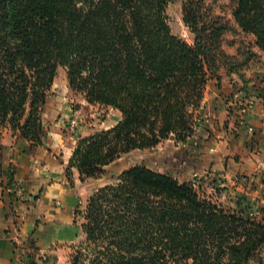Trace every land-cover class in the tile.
I'll return each instance as SVG.
<instances>
[{"label":"trees","instance_id":"trees-1","mask_svg":"<svg viewBox=\"0 0 264 264\" xmlns=\"http://www.w3.org/2000/svg\"><path fill=\"white\" fill-rule=\"evenodd\" d=\"M170 1L0 0V128L42 145L41 115L63 67L88 104L121 114L113 127L78 138L69 181L72 168L80 182L100 178L122 155L171 135L184 143L207 82L220 84L226 26L201 11L204 0H184L188 43L170 31ZM231 14L264 56V0H234ZM258 85L264 113V74ZM200 185L144 165L122 170L87 199L85 239L69 264H250L264 244V219L223 207Z\"/></svg>","mask_w":264,"mask_h":264},{"label":"crops","instance_id":"crops-1","mask_svg":"<svg viewBox=\"0 0 264 264\" xmlns=\"http://www.w3.org/2000/svg\"><path fill=\"white\" fill-rule=\"evenodd\" d=\"M235 87L218 84L215 79L207 82L200 125L182 143L192 150L180 162L200 164L232 185L237 181L245 184L236 179L243 176L255 185L253 192L257 194L264 192L263 108L255 86L250 91L253 105L240 124L235 99L241 91ZM83 103L88 104L85 99ZM69 116L78 122L75 132L66 126ZM82 116L80 109H71L63 98L48 99L42 117L49 119V129L39 146L18 138L9 128L0 129V264H18L20 257L22 264H59L66 256L64 245L83 233L82 226L73 220L72 187L88 179L80 182L75 168L71 169V181L66 177L78 138L95 130ZM199 143L204 147L192 148ZM8 175L23 189L22 201L6 191ZM24 243L23 250L20 244Z\"/></svg>","mask_w":264,"mask_h":264},{"label":"rangeland","instance_id":"rangeland-1","mask_svg":"<svg viewBox=\"0 0 264 264\" xmlns=\"http://www.w3.org/2000/svg\"><path fill=\"white\" fill-rule=\"evenodd\" d=\"M183 4L184 0H171L165 9V13L171 33L191 43L193 41V34L182 22ZM233 6L234 0H204L201 11L205 12L210 19L217 18L218 24L226 26V29L222 31L218 37V50L221 53L216 57V71L220 76L221 84L226 87H229L231 84L235 87L236 84V91L243 90V86L249 91H253L255 86H259L258 84L264 74V56L255 46L253 37L242 33L235 24L231 14ZM57 97L63 98L71 109L81 110L83 119L90 127L95 129L92 134L113 127L116 124L113 123L117 120V117H121V114L114 109L100 105L92 104L90 106L84 104V95L69 88L66 70L63 67L57 69L48 99ZM198 114L202 116L201 106L196 111V116L194 117V131L199 127L201 122V117H199ZM71 119V116H69L65 123L71 132H75L79 129L77 125L78 122L72 127L69 125ZM42 122L46 129L47 136L49 119L42 117ZM187 146L189 145H182L180 141L171 135L153 148L136 149L122 155L109 165L108 172L100 178H91L83 184L78 183L73 187L71 186L75 194L74 206L72 208L73 220L82 226V223H84V211L89 196L99 187L113 182L122 170L134 165L147 166L157 172L173 176L179 182H185V180L191 182L194 178V174H197L195 180L199 182L202 181L200 183L201 194L210 196L213 200H216L227 209L244 208L250 216L264 219L263 190L260 193L254 194L253 190L255 189V185L251 184L248 179H244L243 176L236 179H241L245 184H240V182L237 181L232 185L228 183L226 179H221L223 177H220L221 175H217L214 171L208 170L207 168L202 169L200 164L195 165L193 164L194 162H180V158L184 157L185 153L192 150H188ZM191 146L192 148L204 147L201 144ZM57 157H59V155H57ZM237 183H239V186H237ZM195 186L198 185L195 184ZM242 195L245 196L246 199L243 198ZM253 197L255 199L250 203ZM237 200H240V203H237ZM84 239L85 235L81 233L78 237L66 243L64 245L66 246V256L59 264H69L73 254L84 242ZM26 246V243L23 245L20 244V248L23 250ZM27 252L26 250V253ZM19 259H21V257ZM250 264H264V244Z\"/></svg>","mask_w":264,"mask_h":264},{"label":"built area","instance_id":"built-area-1","mask_svg":"<svg viewBox=\"0 0 264 264\" xmlns=\"http://www.w3.org/2000/svg\"><path fill=\"white\" fill-rule=\"evenodd\" d=\"M235 105H236V108L239 112V123L240 124H243L245 122V112L250 109L253 105V99L252 97H249V96H245L243 94V92L241 91L237 96H236V99H235ZM70 126H75L76 125V119L75 118H72L69 122ZM195 177H197V174H194V178L192 179L191 183L193 185L195 184H200L201 182L195 180ZM6 191L8 192H13L14 195L16 196V198L20 201H22L25 197L24 195V192H23V189L21 188L20 184L18 182H14V184L12 186H6ZM19 261H22V260H18V264H22V263H19Z\"/></svg>","mask_w":264,"mask_h":264}]
</instances>
